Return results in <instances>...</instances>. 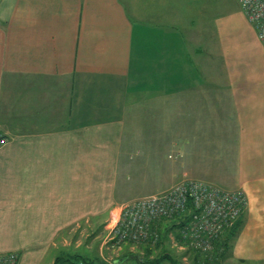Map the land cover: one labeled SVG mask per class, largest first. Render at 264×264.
Masks as SVG:
<instances>
[{
	"label": "crops",
	"instance_id": "1",
	"mask_svg": "<svg viewBox=\"0 0 264 264\" xmlns=\"http://www.w3.org/2000/svg\"><path fill=\"white\" fill-rule=\"evenodd\" d=\"M198 12L0 0V252L55 264L189 178L245 193L221 258L264 264V43L244 12L213 41Z\"/></svg>",
	"mask_w": 264,
	"mask_h": 264
},
{
	"label": "built area",
	"instance_id": "2",
	"mask_svg": "<svg viewBox=\"0 0 264 264\" xmlns=\"http://www.w3.org/2000/svg\"><path fill=\"white\" fill-rule=\"evenodd\" d=\"M258 38L264 43V0H239ZM6 137L0 133V145ZM247 203L241 190H229L200 179L185 178L159 193L120 205L106 223L104 245L143 243L157 245L168 222L175 243L210 254L217 241L240 219ZM16 251L0 252V264H18ZM70 264H99L84 259ZM107 264H120L108 260Z\"/></svg>",
	"mask_w": 264,
	"mask_h": 264
},
{
	"label": "rangeland",
	"instance_id": "3",
	"mask_svg": "<svg viewBox=\"0 0 264 264\" xmlns=\"http://www.w3.org/2000/svg\"><path fill=\"white\" fill-rule=\"evenodd\" d=\"M135 1L137 4L140 2V0ZM170 7L174 11H203L202 13L198 12V15H200V19L205 23L211 25L213 41H215L214 35L218 26L224 23L227 27L232 19L243 13L239 0H170ZM171 224L170 222L168 226L165 225L163 241L161 245L155 246L130 242L109 246L104 245V236L107 232L106 224H104L105 227L101 226L100 229H97L96 233L84 237L82 243L78 246L79 248L76 250V255L60 257L59 264H70L71 262L65 260L66 258H71L72 260L94 259L98 263L103 262L107 264L108 260L112 261L114 259H121L122 257H128L124 258L123 264H141L135 259L136 256L140 255L139 257L142 260L147 258L151 260L158 259L165 253L174 258L176 264H225L226 260L221 257L215 260L211 256H208L210 254H205L191 247L175 243L170 235V232H174L175 230L170 228ZM53 258V255L48 254L22 264H52ZM160 264H172V262L166 259Z\"/></svg>",
	"mask_w": 264,
	"mask_h": 264
},
{
	"label": "trees",
	"instance_id": "4",
	"mask_svg": "<svg viewBox=\"0 0 264 264\" xmlns=\"http://www.w3.org/2000/svg\"><path fill=\"white\" fill-rule=\"evenodd\" d=\"M240 220V219H239ZM239 220L235 223V225L233 227L230 228V230H228L225 235L223 237H221V239L219 241H217V245L214 249V251L212 253H210V255L212 258H214L215 260L219 257L224 256V254H226V252L229 250V246L231 241L236 237L238 230H239ZM239 222V223H238ZM163 241V235H162V239L161 241L157 244V245H161ZM149 254V252H148ZM140 256V255H139ZM139 256H136V259L138 260L139 263L141 264H160L163 260H168L170 262H172V264H176V260L174 258H172L169 254H163L160 258L158 259H145L142 260L140 259ZM61 258L57 257L55 264H59ZM65 260H69L71 263L74 261L71 258H66ZM88 262H94V259H84ZM99 264H104L103 262L99 263Z\"/></svg>",
	"mask_w": 264,
	"mask_h": 264
}]
</instances>
